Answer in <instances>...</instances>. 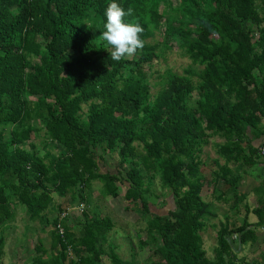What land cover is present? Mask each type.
<instances>
[{"label":"trees","instance_id":"trees-1","mask_svg":"<svg viewBox=\"0 0 264 264\" xmlns=\"http://www.w3.org/2000/svg\"><path fill=\"white\" fill-rule=\"evenodd\" d=\"M110 2L0 0V264L20 208L36 231L51 226V244L38 239L29 264H255L233 244L256 242L264 205L253 209L255 224L222 223L212 257L200 232L213 215L208 190L237 196L229 164H264V0H118L131 9L126 20L144 27L143 48L120 61L101 36ZM155 33L160 39L148 41ZM173 48L190 67L151 73ZM151 76L161 79L155 94ZM32 133L42 136L43 155ZM213 134L225 140L217 145L225 163L214 159L206 174L199 152ZM112 153L122 169L102 170ZM142 170L160 175L172 209H149ZM93 181L113 197L125 184L122 197L146 219L139 244L149 261L118 256L112 220L87 207ZM55 199L77 205L80 219L68 222Z\"/></svg>","mask_w":264,"mask_h":264},{"label":"rangeland","instance_id":"rangeland-1","mask_svg":"<svg viewBox=\"0 0 264 264\" xmlns=\"http://www.w3.org/2000/svg\"><path fill=\"white\" fill-rule=\"evenodd\" d=\"M159 39L160 36L155 33L154 37L148 41H155ZM190 65L191 60L186 55H184L181 50L177 48L169 50L167 49L163 50L161 57L154 63L151 73H155V75L156 73L162 74L166 69H171L178 74H183V72L188 67H190ZM193 79L196 80L195 77H193ZM160 81L161 79L159 77L151 76V94H155L162 87ZM31 139L36 144L35 150L37 151L38 155H43L44 148L42 136H35L32 133ZM206 141L207 144H204L202 150L199 152V158L203 163V172L207 174V167H209V169L211 168L210 164H212L213 159L216 158L218 159L217 161L219 164H224V159L217 153V151L215 152L214 147L216 146L217 148V145L225 140L213 134L207 136ZM51 152L56 153V149H51ZM105 158L107 159V165H104L103 162H100L99 164L102 170L106 171L107 167L112 172L120 169L118 164V156L115 153H112ZM237 164L241 165L238 171L240 175H242L244 171L251 170L253 168L256 170L261 169L257 163L254 166H249L246 165L242 159H240L237 163L229 164V166L235 170ZM204 165L207 166L206 169ZM141 175L143 176L142 180L144 183H147V179H149V185L146 184L149 190L147 193L148 203L151 202L149 204V209L151 211L155 210L157 212L172 209L174 207V201L167 188L162 186L160 175L156 173L151 177L150 174L144 170H142ZM243 180L239 179L238 181V190L241 193H243L246 188V183ZM124 185L119 186V191L121 194L119 197H113L111 195L105 196L102 194V184L99 181H93L91 186L87 189V193L90 195L87 207H89L88 209L90 212L95 211L97 214L101 216H107L112 220L113 228L110 231L109 240L115 245L118 256L123 260H134L136 263H143L144 261L150 260L148 258L151 254L147 248L141 247L139 244L140 239H143L145 234L143 229L146 224V219L143 218L141 214H139L140 208L136 203H133L131 200L122 197ZM227 196H231V193H229ZM211 199L212 198L210 194L204 195V200L210 202L211 204L213 202L214 207L213 205L210 206V210L212 211L213 215L208 217L204 229L200 232L203 240V247L206 250V255L208 257H212L214 254V248L216 247L217 242L216 233L220 228V225L225 221H227L231 226L233 223L239 225L242 223V220L248 216L246 210L243 208V200L241 201L242 203L237 204V208H232V210L228 209L230 211H228V216L226 217L223 213V209L227 207V205L225 207H220V200L216 202L215 200ZM250 199L252 200L254 198L250 196ZM58 201H60L62 204V209L66 208L65 214L68 217V222L75 223L77 219H80V212L76 207L77 205L69 206L66 200L63 202L62 200L56 199L54 203H59ZM125 206H127V208ZM38 224L39 223L37 221H28L22 208L16 211L14 220L9 222L5 228L4 236L6 239L2 264H11L12 262L15 264H28L30 261L28 263H22L19 261L20 257H16V254L17 252H19V255L22 253L24 255L27 254L28 257L25 258V260L29 257H33L35 255V245L38 243V239L40 238L42 239L43 246L45 248L49 247L51 244V238L49 234L51 226L44 227L43 231H36L35 227H40ZM257 234V240L254 244H251V246L248 244L241 245L239 242L233 244V249L237 257L243 258L246 263H252L254 261L255 264H264V228L259 227ZM103 263L110 264L108 259H104Z\"/></svg>","mask_w":264,"mask_h":264},{"label":"clouds","instance_id":"clouds-1","mask_svg":"<svg viewBox=\"0 0 264 264\" xmlns=\"http://www.w3.org/2000/svg\"><path fill=\"white\" fill-rule=\"evenodd\" d=\"M130 15L131 9L125 10L118 0H111L104 12L105 23L101 36L110 46L111 58L115 61L135 54L144 46L141 38L144 27L138 22H128L126 17ZM104 49L108 50L107 47Z\"/></svg>","mask_w":264,"mask_h":264},{"label":"crops","instance_id":"crops-1","mask_svg":"<svg viewBox=\"0 0 264 264\" xmlns=\"http://www.w3.org/2000/svg\"><path fill=\"white\" fill-rule=\"evenodd\" d=\"M221 139H223V138H221ZM223 142H221L220 144H222ZM204 144H207V141ZM214 146H215V144H214ZM214 148H215V152H216L217 151L216 146ZM222 158L224 159V163H225V158L224 157H222ZM216 160H218V159H216ZM210 165H211V168L210 169H209V167H207V166L204 165L205 166V169L207 167L206 172H208V173L210 172L211 169H214L215 168V165H213V163L210 164ZM254 165H256V164H254ZM254 165H252V166H254ZM257 165H259L261 169L256 170V169L253 168L251 170L244 171L242 175H240L238 173V171L233 170L234 171L233 172L234 175H237L242 180L245 179L243 181L246 183V188H247V185H248L247 190L245 188V190L243 191V193L239 192V190H238L237 196H235L233 198H232V196L231 197H228V198L225 197V200H223V199H219L218 196L215 193H213V191H212L211 188H210L211 191L208 190L206 192V194H210V196L212 198L211 200H215L216 202L219 201V200L221 201V202L219 201V205L221 204L220 207L221 206L225 207L227 205V207H225L223 209V211H224L223 213L225 214L226 217L228 216V211H230L228 209H231L232 210V205H235L236 208H237V204H240V203L243 202V204H244V207L243 208L246 210V213H247V209H248V212H249V213H247L248 216H246L244 219H246L250 224H255V223H257L259 221V217L255 213H253V209L264 205V170H263L262 164L260 162L257 163ZM242 182H241V184H242ZM250 196L252 198H254V199L251 200L250 199ZM212 205L214 207L213 202H212ZM247 218H249V219H247ZM248 245L251 246V243H249ZM16 257H18V258L20 257V260L19 261L22 262V263H24V262L25 263L26 262L28 263L30 261V259H31V257H29L30 259L28 258V259L25 260V258H27L28 255L27 254L24 255L23 253L21 255H19V252H17ZM13 263L14 262H12L11 264H13Z\"/></svg>","mask_w":264,"mask_h":264},{"label":"built area","instance_id":"built-area-1","mask_svg":"<svg viewBox=\"0 0 264 264\" xmlns=\"http://www.w3.org/2000/svg\"><path fill=\"white\" fill-rule=\"evenodd\" d=\"M259 150H260V155H261L262 157H264V141L261 143V145H260V147H259ZM262 168H263V170H264V164H262ZM62 232H63L62 229H60V234H61V235L63 234Z\"/></svg>","mask_w":264,"mask_h":264}]
</instances>
